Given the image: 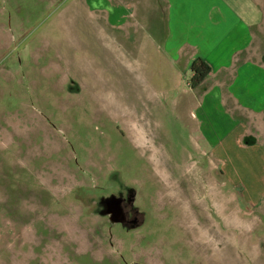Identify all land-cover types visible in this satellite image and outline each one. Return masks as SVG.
Listing matches in <instances>:
<instances>
[{"label":"rangeland","instance_id":"1","mask_svg":"<svg viewBox=\"0 0 264 264\" xmlns=\"http://www.w3.org/2000/svg\"><path fill=\"white\" fill-rule=\"evenodd\" d=\"M118 32L88 0H0V264H264V197Z\"/></svg>","mask_w":264,"mask_h":264},{"label":"crops","instance_id":"2","mask_svg":"<svg viewBox=\"0 0 264 264\" xmlns=\"http://www.w3.org/2000/svg\"><path fill=\"white\" fill-rule=\"evenodd\" d=\"M88 2L94 4L95 14L106 15L109 26L137 44L143 66L156 68L155 78L165 79L170 73L175 91L166 98L196 117L193 130L211 148L213 160L227 170L224 157L229 158L228 179L235 181L243 173L246 183L251 181L250 187L245 186L248 196L260 201L264 197V0ZM197 59L211 66L210 73L199 85H188Z\"/></svg>","mask_w":264,"mask_h":264},{"label":"flooded vegetation","instance_id":"3","mask_svg":"<svg viewBox=\"0 0 264 264\" xmlns=\"http://www.w3.org/2000/svg\"><path fill=\"white\" fill-rule=\"evenodd\" d=\"M114 200H110V202L107 201V210H110L113 212L115 217H119L120 214L124 216V220L117 221L116 224L124 225V226H130L137 224L140 214H143L140 207L135 206L136 203L134 201V197L131 198L130 196H116V194L111 195ZM128 220L126 221V219ZM124 223V224H123Z\"/></svg>","mask_w":264,"mask_h":264},{"label":"trees","instance_id":"4","mask_svg":"<svg viewBox=\"0 0 264 264\" xmlns=\"http://www.w3.org/2000/svg\"><path fill=\"white\" fill-rule=\"evenodd\" d=\"M211 66L203 59H197L193 66L192 70L194 72V76L192 77V86L199 85L203 82L208 74L210 73Z\"/></svg>","mask_w":264,"mask_h":264},{"label":"built area","instance_id":"5","mask_svg":"<svg viewBox=\"0 0 264 264\" xmlns=\"http://www.w3.org/2000/svg\"><path fill=\"white\" fill-rule=\"evenodd\" d=\"M194 76V72L192 73V77ZM192 77H191V80L187 83L188 85H192Z\"/></svg>","mask_w":264,"mask_h":264},{"label":"water","instance_id":"6","mask_svg":"<svg viewBox=\"0 0 264 264\" xmlns=\"http://www.w3.org/2000/svg\"><path fill=\"white\" fill-rule=\"evenodd\" d=\"M111 199H112V200H115V199H113L112 197H111Z\"/></svg>","mask_w":264,"mask_h":264}]
</instances>
